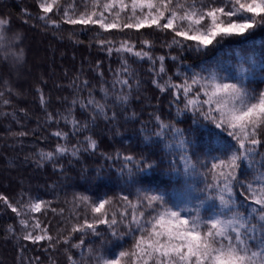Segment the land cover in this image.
I'll return each mask as SVG.
<instances>
[{
  "label": "trees",
  "instance_id": "obj_1",
  "mask_svg": "<svg viewBox=\"0 0 264 264\" xmlns=\"http://www.w3.org/2000/svg\"><path fill=\"white\" fill-rule=\"evenodd\" d=\"M41 2L0 0V19L8 21L6 39L0 41V196L26 213L18 217L0 201V264H94L89 249L95 256L113 258L131 250L134 238L128 234L118 239L106 224L97 226L99 235L87 229L73 232L85 218L89 222L99 218L91 205L109 199L112 210H123L119 198L129 195L135 200L138 190L163 196L170 208L185 207L195 195L213 204L207 199L215 175L212 165L231 155L235 149L225 152L222 145L235 141L199 113L186 110L182 93L177 99L175 89L162 92L158 85L169 79L179 84L194 73L206 76L222 69L229 70L223 75L235 76L243 60L250 67L245 86L253 93L264 91V25L198 53L173 44L171 31H104L63 23L65 10L70 17L85 10L82 0H57L47 14L56 27L39 19L45 15ZM90 4L91 0L89 8ZM102 39L113 43L101 45ZM125 40L134 51H149L153 59L108 52ZM8 41L14 46L7 47ZM159 57H164V72ZM89 100L104 105V112ZM161 123L169 127L157 135ZM58 131L66 135H54ZM261 139L253 168L240 162L242 182L251 180L255 170L264 171V136ZM58 146L68 151L61 155L55 151ZM48 152L54 153L53 159H42ZM128 156L133 160H126ZM182 156L195 168L186 171ZM241 191L235 188L237 200L249 204ZM79 197H88V204ZM34 202H44L45 207L27 212L23 205ZM21 218L28 220L27 229L19 223ZM36 222L56 238L51 242L54 247L46 239L33 243L22 238L27 231L42 234L40 229L33 231ZM117 227L121 234L128 232L124 225ZM81 239V247H72ZM124 264H129L128 258Z\"/></svg>",
  "mask_w": 264,
  "mask_h": 264
},
{
  "label": "snow or ice",
  "instance_id": "obj_2",
  "mask_svg": "<svg viewBox=\"0 0 264 264\" xmlns=\"http://www.w3.org/2000/svg\"><path fill=\"white\" fill-rule=\"evenodd\" d=\"M82 3L85 10L79 15L74 11L70 17L67 10L64 11L63 23L83 25L85 28L98 26L104 31H139L145 28L171 31L173 44L182 50L198 53L214 45V42L218 45L227 38L243 37L246 33L250 35L252 30L264 25V0H91L90 8L89 0H82ZM56 4L57 0H42L39 7L45 15L39 19L58 27L56 21L47 16ZM7 23L0 19V41L6 39L3 31ZM100 43L111 45L113 42L102 39ZM141 43L150 45L148 40ZM12 46L14 42L8 41L7 47ZM107 50L110 54L115 51L131 53L140 59H153L147 50L134 51V46L126 40L119 47H109ZM158 59L161 61L160 72H164V57ZM246 63L242 60L238 64L235 76L223 75L222 72L229 70L222 69L209 71L206 76L194 73L179 84L169 79L164 85H158L162 92L175 89L177 99L182 93L186 110L199 113L204 120L215 125L220 132H226L235 141L234 145L227 142L222 145L225 152L235 150L211 168L215 175L213 184L209 185L212 194L207 199L213 201V207L216 201L219 202L216 216L202 217L199 208L166 207L163 196L149 195L139 190L135 200L130 199L129 195L119 198L123 210H112L113 201L105 199L90 206L91 212L98 214L99 218L91 222L85 218L83 224L73 228V232L87 229L99 235L97 226L106 224L118 239L131 234L134 244L131 250L119 251L118 256L113 254V258L103 254L95 256L93 250L89 249V255L94 256V264H124L125 258H128L129 264H264V171L255 170L253 178L246 183L238 178L241 161H248V167L253 168L258 146L262 143L261 137L264 136V91L253 93L245 86L244 79L250 71ZM121 83L127 85L128 81ZM41 99L43 101V97ZM88 104H94L98 112H104V105L99 102L89 100ZM168 127L161 123V131L157 135H162ZM54 135L63 137L66 134L58 131ZM89 143L95 148L94 141L89 139ZM179 146H184L183 140ZM55 151L62 155L68 149L58 146ZM53 156L54 153L48 152L42 153L41 158L51 160ZM125 159L131 161L133 157ZM181 159L186 171L190 167L195 168L188 157L182 156ZM128 175H133L131 168ZM237 186L243 189L240 195L249 202L247 215L240 210L243 205L237 204L234 198ZM78 199L88 204V197ZM0 201L7 204L18 217L26 215L4 196H0ZM23 207L27 212H40L45 204L34 202ZM19 223L25 229L29 227L25 218H21ZM118 225H124L128 232L119 233ZM32 228L33 231L40 229L42 234L33 235L32 231H27L22 237L24 240L36 243L46 239L50 246H55L51 242L56 238L48 235L46 229H41L39 222L33 224ZM63 242L68 243V240L64 239ZM83 244L81 239L79 244L72 247L79 248ZM69 260L72 261L71 256ZM72 264L77 262L72 261Z\"/></svg>",
  "mask_w": 264,
  "mask_h": 264
},
{
  "label": "rangeland",
  "instance_id": "obj_3",
  "mask_svg": "<svg viewBox=\"0 0 264 264\" xmlns=\"http://www.w3.org/2000/svg\"><path fill=\"white\" fill-rule=\"evenodd\" d=\"M246 162L248 163V161H246ZM234 198L236 199L237 204H242L243 205V207L240 210L245 215H247L248 212H249V204H246L242 200H237V197L235 195H234ZM188 199H191V202L190 201H186L185 202V207H179V208L193 209V210L199 208V211H200V214H201L202 217H204V216H206V217H215L216 214L219 212V202L218 201L215 203V206L213 207L212 206L213 204L211 205L208 202H203V201L199 200V196L198 195L189 197ZM209 200H211V199H209ZM244 209L246 210V212L243 211ZM253 222H255V221H253Z\"/></svg>",
  "mask_w": 264,
  "mask_h": 264
}]
</instances>
